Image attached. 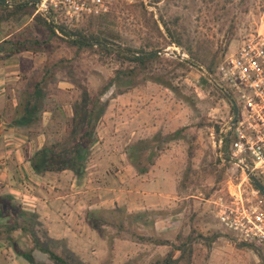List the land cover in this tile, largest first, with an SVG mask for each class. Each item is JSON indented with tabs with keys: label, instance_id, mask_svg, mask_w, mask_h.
Here are the masks:
<instances>
[{
	"label": "rangeland",
	"instance_id": "374dc122",
	"mask_svg": "<svg viewBox=\"0 0 264 264\" xmlns=\"http://www.w3.org/2000/svg\"><path fill=\"white\" fill-rule=\"evenodd\" d=\"M152 1L113 0L110 17L99 30L106 29L117 35L114 43L123 49L137 50L150 44L146 49H158L162 60L150 73L115 80L101 96L99 90L114 79L120 65L112 58L93 52L75 56L60 41L47 40L46 31L38 26H31L32 31L39 40L48 41L47 44L37 52H24L4 61L12 72L7 76L10 80L5 83L6 98L0 105V109L7 110L3 116L5 122L9 121L10 110L25 84L38 81L45 64L62 60L44 87L41 119L29 129V136L40 135L44 145L69 139L74 105L88 107L97 97L107 106L95 128L86 168L94 167L91 162L99 157L104 159L100 165L111 171L107 164L109 157L123 156L125 163L119 161L116 166L121 170L115 168L112 173L117 174L113 176L117 183L126 180L122 178L124 173L127 178L150 175L154 180V188L148 191L147 197L153 203L148 208L134 210L123 199L118 200L117 204L102 210L91 224L104 240L103 244L94 245L98 249L96 254L92 253L96 250L78 245L84 259L81 260L67 252L60 242H47L42 234L39 239L44 247H50L71 264H154L173 253L174 247L184 243L187 237L191 238V260L188 262L185 258L179 264H263L256 248L249 249L221 234L210 212V199L215 193L235 188L241 181L240 171L231 170L228 146L224 150L218 144L227 136L230 106L213 86V76L202 66L185 68L174 64L179 59L170 57L167 49L174 47L177 49L173 50L174 55L179 51L188 57L184 46L169 44L161 25L159 29L164 37L159 36L153 25L161 17L182 35L184 45L189 41L194 48L210 49L219 63L254 28L261 0H159L155 4ZM87 20L71 30L88 27ZM29 23L30 20L24 19L13 27L1 26L0 38ZM88 28L96 31V21ZM119 90L124 93L114 96ZM80 133L81 130L75 135ZM146 140H150L149 147L137 150L135 156L144 166L150 160L154 164L140 175L129 163L127 153L130 145ZM164 168L174 169L177 182V198L170 206H164ZM158 194H163L162 201ZM134 235L168 244L140 242L132 238Z\"/></svg>",
	"mask_w": 264,
	"mask_h": 264
},
{
	"label": "trees",
	"instance_id": "16d2710c",
	"mask_svg": "<svg viewBox=\"0 0 264 264\" xmlns=\"http://www.w3.org/2000/svg\"><path fill=\"white\" fill-rule=\"evenodd\" d=\"M158 1L159 0H153L152 4ZM141 6L145 8L143 4H141ZM35 11L36 8L34 4H30L28 0H20L10 8L4 6L3 3L0 2V27H7V25L13 27L19 25L24 19L30 20L29 25H21L17 30L15 29L0 38V62H4L24 52H37L40 46L47 44L48 41H41L34 35L31 26L42 28L47 33V40L55 39L60 41L65 44V46L72 49L75 56H78L81 52L88 51L99 56L112 58L120 65V69L115 71L114 79L109 80L108 83L99 90V96L103 95L107 89L113 85L115 80H120L123 77L142 76L150 73L153 67L157 66L162 60L157 54L160 52L158 49H146L150 47V44H148L146 48H139L137 50L123 49L120 45L114 43L117 35L106 29L99 30V27L101 28L110 17V13L87 20L89 26H91L93 21H96V31L88 28L89 26L74 31L66 27H60L59 32L61 35L59 36L54 32L53 26L47 23L39 14H36ZM159 24L165 33L168 43L177 47L184 46L188 54L189 61L181 62L180 60H176L174 64L185 68H188L189 65L202 66L208 74L213 76L215 80L213 86L223 99L227 101L230 106V112L232 113L231 105L223 93V91L226 90L217 82L215 76L216 68L222 61L218 63L216 55L212 54L210 49H204L203 46L194 48L189 41L184 45L182 42V35L178 34L175 29L170 27L167 22L163 21L161 17L153 21V25L159 36L164 37V33L159 29ZM62 62L64 61L60 60L45 64L41 69L40 79L36 82H28L25 84L23 90L18 93L15 106L10 110V116L8 115L10 125L30 129L40 121L42 114L41 108L45 96L44 87L48 80L53 77L54 72L59 68ZM124 65L129 67L123 69L122 67ZM123 93V91L119 90L114 96ZM84 98H87L86 95H84ZM106 106L107 103H100V99L97 97L93 99L91 105L88 107L76 103L73 107L72 128L69 139L62 142L46 144L36 150L29 157L28 164L30 169L37 174H44L46 172L58 173L69 170L78 177L82 176L85 173L87 160L95 140V128ZM79 130H81V133L76 136L75 134H77ZM73 138H75V140ZM71 140H74V142L70 143ZM149 142L150 140L138 141L128 148V161L140 175L145 174L148 171V166L154 164V160H150L149 163L144 166L135 156L137 150L144 151L149 147ZM228 144L229 141L225 140L224 150L227 148ZM157 156L158 155H156V157ZM258 179L264 183L263 179ZM11 200L12 198L8 196L0 199V216L4 215L5 212L9 214L11 212L15 217L12 225L5 228L0 234L7 235L13 231L21 230L28 234L32 244L30 251L22 252L12 243L15 253L25 259L29 264H71L63 256L54 252L50 247H44L42 245L35 232L37 216L34 213L22 210L20 206L11 203ZM101 213L102 210L99 215ZM99 215L90 217V225L94 224V221L99 218ZM132 238L140 242L151 243L157 246H165L168 244L166 241L154 240L142 235H134ZM43 239L49 242L46 237H43ZM190 243L191 238L187 237L184 243L174 247L173 253H168L166 258L161 261H156L154 264H179L185 258L190 262L192 255ZM242 245L249 249H254L253 246L249 244L242 243ZM174 253H177V256H175ZM41 256L44 257V259H42Z\"/></svg>",
	"mask_w": 264,
	"mask_h": 264
},
{
	"label": "crops",
	"instance_id": "0c3cea01",
	"mask_svg": "<svg viewBox=\"0 0 264 264\" xmlns=\"http://www.w3.org/2000/svg\"><path fill=\"white\" fill-rule=\"evenodd\" d=\"M9 66L7 62L0 64V105L6 98L5 83L10 80L7 76L12 74ZM6 112L7 110L1 107L0 199L11 197V203L20 206L24 211L34 213L37 216L35 232L38 237L42 234L49 242H60L67 252L74 253L84 260L80 256L78 245L88 246L96 250L92 252L96 254L98 249L94 248V245L104 242L98 232L92 229L91 216L99 215L101 210L117 204L118 200L122 199L127 207L134 210L152 205L153 202L147 198L150 195L148 191L154 188L152 176L127 178L124 173L122 178H126L125 181L119 180L117 183L114 180L113 176L117 174L112 173L115 168H120L116 167L119 161L125 163L123 156L118 159L109 157L107 164L111 171L100 165L103 158L95 157L91 162L94 167L86 168L85 173L80 177L69 170L58 173H34L28 164L29 157L45 144V140L40 135L35 138L29 136L28 128L15 127L10 125L9 121L5 122L3 116ZM174 173V169L164 168V206H170L177 198ZM159 182L157 180V184H161ZM158 196L162 201L163 194ZM14 218L11 212L10 214L5 212L0 216L1 233L12 225ZM118 242L126 241L118 240ZM12 243L22 252L30 251L32 248L28 234L21 230L7 235L0 234V264H29L15 253ZM22 244L25 247H22ZM41 258L44 259L42 256Z\"/></svg>",
	"mask_w": 264,
	"mask_h": 264
},
{
	"label": "built area",
	"instance_id": "2783aa9c",
	"mask_svg": "<svg viewBox=\"0 0 264 264\" xmlns=\"http://www.w3.org/2000/svg\"><path fill=\"white\" fill-rule=\"evenodd\" d=\"M20 0H0L10 8ZM36 14L53 26L73 28L80 22L110 12L113 0H28ZM135 3L136 0H127ZM170 57L185 61L184 53ZM217 82L234 100L237 107L235 123L229 118L227 136L218 141L224 147L229 141V161L240 171L241 181L235 187L221 189L210 199V212L221 234L238 243L256 248L264 264V194L248 179L246 171L264 180V0L251 32L238 48L227 55L216 68ZM232 110V109H231ZM259 180V179H258ZM260 181V180H259ZM247 185H243L245 184ZM264 186V183L260 181Z\"/></svg>",
	"mask_w": 264,
	"mask_h": 264
},
{
	"label": "water",
	"instance_id": "95a60500",
	"mask_svg": "<svg viewBox=\"0 0 264 264\" xmlns=\"http://www.w3.org/2000/svg\"><path fill=\"white\" fill-rule=\"evenodd\" d=\"M226 99L228 100V102L231 105V109H232V120H231V127L232 125L235 123L236 120V116H237V107L236 104L234 102V100L231 98V96L226 92L223 91ZM246 174L248 176V179L253 183V185L259 189L261 191V193L264 194V186L260 183V181L258 179H256L253 175H251L248 171H246Z\"/></svg>",
	"mask_w": 264,
	"mask_h": 264
}]
</instances>
